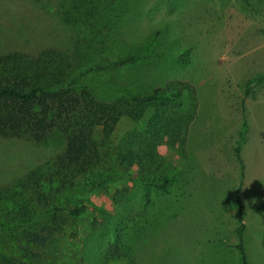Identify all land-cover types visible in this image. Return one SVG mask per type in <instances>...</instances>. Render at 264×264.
<instances>
[{
  "label": "rangeland",
  "instance_id": "obj_1",
  "mask_svg": "<svg viewBox=\"0 0 264 264\" xmlns=\"http://www.w3.org/2000/svg\"><path fill=\"white\" fill-rule=\"evenodd\" d=\"M62 40L72 43L67 65L88 71L89 86L144 95L167 80L190 84L196 98L187 157L159 148L179 170L169 194L107 181L75 196L84 211L72 218L38 197L60 194L58 179L52 186L48 178L57 171L63 137L53 132L40 147L0 139V221L26 220L0 226V255L21 258L30 249L53 264H238L232 198L239 167L232 148L244 115L252 127L240 193L243 246L248 264H264V85L244 96L246 82L264 74V0H0V54H37L54 43L63 50L69 45ZM144 51L151 57L112 66ZM134 128L120 119L101 148L99 171L121 172L108 148ZM29 233H51L47 246L28 248Z\"/></svg>",
  "mask_w": 264,
  "mask_h": 264
},
{
  "label": "trees",
  "instance_id": "obj_2",
  "mask_svg": "<svg viewBox=\"0 0 264 264\" xmlns=\"http://www.w3.org/2000/svg\"><path fill=\"white\" fill-rule=\"evenodd\" d=\"M67 32L70 40V29ZM68 40L60 42L69 45L63 50H58V43H54L37 54L25 51L0 54V139L21 140L40 147L53 132L63 137L56 159L57 171L48 178L52 186L54 179H58L59 189L56 191L60 194L57 197L50 193L49 196H38L44 201L43 206L54 201L57 212L77 218L84 211L79 200H75L78 193L101 188L107 181L119 179L169 194L179 170L161 155L159 148L165 145L170 151H178L183 158L187 157L188 134L195 119L191 111L196 98L195 89L177 80H167L144 95L128 88L116 89L112 84L89 86L85 81L88 71L67 65L72 47ZM150 57L147 51L131 52L112 66L117 70L120 66ZM259 85H264V74L246 82L244 96H250L251 89ZM124 116L135 123V128L126 138L108 148L113 164L121 168V172L103 173L98 169L104 164L101 148L110 140ZM240 129L232 148L239 167V184L232 198L237 243L232 248L238 264H248L243 246L245 224L240 199L244 184L242 149L249 129L244 115ZM77 178L83 181L68 184ZM58 198L60 202L56 201ZM22 209L27 211L25 206ZM24 215L18 212L15 217ZM25 221L17 220L11 224V220L3 218L0 226L13 227ZM50 234L29 233L25 236L28 248H45ZM22 253L30 261H22L23 256L21 259L1 254L0 264H53L42 261L40 255L30 249L22 250Z\"/></svg>",
  "mask_w": 264,
  "mask_h": 264
},
{
  "label": "crops",
  "instance_id": "obj_3",
  "mask_svg": "<svg viewBox=\"0 0 264 264\" xmlns=\"http://www.w3.org/2000/svg\"><path fill=\"white\" fill-rule=\"evenodd\" d=\"M259 110H261L263 113L262 114H264V106H260L259 107ZM258 110V111H259ZM258 117H259V119L261 118V116L259 115V113H258ZM258 119V120H259ZM247 120V123H248V127H249V129H248V132H249V135H250V128L252 127L251 125H250V120L248 121V118L246 119ZM242 160H243V163H244V184H245V182H246V167H247V164H246V162H245V159H244V147H243V149H242ZM244 184H243V187H244ZM233 247V246H232ZM236 253V252H235Z\"/></svg>",
  "mask_w": 264,
  "mask_h": 264
}]
</instances>
